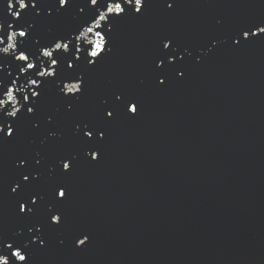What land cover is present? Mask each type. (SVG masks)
<instances>
[{"label": "water", "instance_id": "1", "mask_svg": "<svg viewBox=\"0 0 264 264\" xmlns=\"http://www.w3.org/2000/svg\"><path fill=\"white\" fill-rule=\"evenodd\" d=\"M147 3L143 15L117 22L113 51L85 70V93L74 112L65 111L51 86L36 116L0 142L4 236L20 229L26 236L27 226L44 217L43 207L28 219L17 215L25 195L11 192L19 159L39 151L54 164L62 154L78 155L70 175H49L45 166L30 189L45 193L67 184L70 193L61 226L42 229L45 244L32 246L30 264H264V36L240 47L228 39L264 21V0H174L171 10L163 0ZM75 11L29 16L30 46L70 30L80 19ZM11 19L7 0H0V23L6 28ZM165 36L192 55L181 63L184 75L170 72L161 86L153 69ZM11 70L10 62L0 65V74ZM114 91L139 98L138 115L121 111L104 121L107 138L91 161L72 136L73 123L94 119L100 100ZM49 114L61 139L42 145ZM32 119L41 121L39 129ZM81 233L89 241L77 248Z\"/></svg>", "mask_w": 264, "mask_h": 264}, {"label": "snow or ice", "instance_id": "2", "mask_svg": "<svg viewBox=\"0 0 264 264\" xmlns=\"http://www.w3.org/2000/svg\"><path fill=\"white\" fill-rule=\"evenodd\" d=\"M163 2L166 9L173 8L174 0ZM147 6V0H87L83 7L76 0H54L50 6L43 3L38 6L37 0H7L12 19L6 28L0 23V65L10 62L12 70L0 74V142L14 139V130L19 134L20 122L36 116L42 97L51 86L63 101L65 111L74 112L85 93V70H94L113 51L112 38L117 22L129 16L143 15ZM42 9L48 16H62L75 9L74 15L80 19L70 30L30 46L29 42L34 40V25L28 22V17L40 16ZM8 29L13 31L9 33ZM258 36H264V21L240 27L228 39L233 46L240 47ZM160 43L162 47L154 60L153 71L156 83L162 86L170 72L174 71L178 77L184 75L181 63L192 53L174 42L172 37L165 36ZM18 82L19 86L14 87ZM17 94L21 95L18 97ZM100 104L102 107L94 119L77 120L72 127L75 142L91 161L97 160L101 151L99 146L107 138L103 122L114 119V113L121 111L129 116L138 115L141 101L124 91H114L111 98L101 99ZM31 123L34 129L41 126L38 119H32ZM43 123L49 126V130L40 140L42 145L61 139V133L55 130L54 114L47 115ZM77 159L76 153H66L60 155L54 164H49L39 151L31 157L19 159V181L13 183L11 192L15 194L20 189L25 195L17 201V215L28 219L37 216L43 207L44 217L43 222L27 226L26 236L23 229L11 236L0 235V264H30L32 246L37 241L40 246L45 244L42 229L61 226L62 205L70 195L68 185L56 184L45 193L30 189L40 181L43 167H47L49 175H70ZM86 241H89L88 235L81 233L74 241L75 246L79 248Z\"/></svg>", "mask_w": 264, "mask_h": 264}]
</instances>
